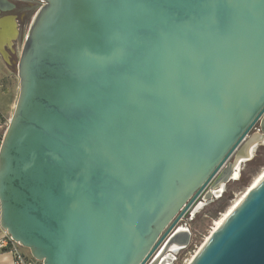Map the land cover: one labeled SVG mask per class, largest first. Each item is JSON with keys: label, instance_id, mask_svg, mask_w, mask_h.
<instances>
[{"label": "water", "instance_id": "water-1", "mask_svg": "<svg viewBox=\"0 0 264 264\" xmlns=\"http://www.w3.org/2000/svg\"><path fill=\"white\" fill-rule=\"evenodd\" d=\"M40 1L20 51L0 17V226L42 264H172L173 227L264 143V0ZM188 264H264V176Z\"/></svg>", "mask_w": 264, "mask_h": 264}, {"label": "rangeland", "instance_id": "rangeland-1", "mask_svg": "<svg viewBox=\"0 0 264 264\" xmlns=\"http://www.w3.org/2000/svg\"><path fill=\"white\" fill-rule=\"evenodd\" d=\"M25 35V34H24ZM18 43V47L20 48L23 44V39ZM17 59V55L15 57ZM9 67V66H8ZM17 77V81H19L15 65L12 64L9 67ZM258 131V125L253 128L250 134H254ZM264 171V143L259 145L256 149L254 155L242 162L240 164L239 178L231 179L227 184V191L225 192V199L223 198L220 203H223L224 206L221 207L220 203H210L205 208L200 209L196 212L195 217L190 223V228L193 231V241L194 244L187 247L185 250L181 251L178 255L174 264H188V262L192 259L195 253L198 251V248L201 247L207 237L210 236L215 221L219 220L228 210L229 208L244 195L248 189L252 186L255 179ZM196 244V245H195ZM24 253H26L27 257H33L28 248L22 247Z\"/></svg>", "mask_w": 264, "mask_h": 264}, {"label": "flooded vegetation", "instance_id": "flooded-vegetation-1", "mask_svg": "<svg viewBox=\"0 0 264 264\" xmlns=\"http://www.w3.org/2000/svg\"><path fill=\"white\" fill-rule=\"evenodd\" d=\"M11 1L15 4V7L10 11L2 12L0 14V17L3 15H8V14L16 15L17 23H18L19 36L15 41L14 47H15V49H18V43L22 37L25 25L28 24L29 21H31L34 14L38 10V8L41 6L42 2L40 0H11ZM10 53H11V59L14 60L17 53H15V52H10ZM235 160H236V157L234 155L230 161L234 163ZM236 178L237 179L239 178V174ZM229 182L230 181H228L224 186H221V185L220 186H214V184L211 183L206 188V190L196 199V201L193 203V205L189 208V211L186 212L179 221H181L182 224L186 225V224H188L189 221H191L193 219V217H195V214L197 211L205 208L208 204H210L212 202L218 203L219 201H221L226 196L225 192L227 191V184ZM190 230H191V228H190ZM192 239H193V231H192L191 241H192ZM190 244H191V242H190ZM185 249H183V250H185ZM183 250H181V251H183ZM179 253L169 252L164 256L163 261L168 262L169 259H173L172 264H174V261L176 260L177 255Z\"/></svg>", "mask_w": 264, "mask_h": 264}, {"label": "crops", "instance_id": "crops-1", "mask_svg": "<svg viewBox=\"0 0 264 264\" xmlns=\"http://www.w3.org/2000/svg\"><path fill=\"white\" fill-rule=\"evenodd\" d=\"M8 66L10 67L0 53V132L3 126L9 123L19 95V81ZM5 235L6 231L0 226V241ZM0 264H15L12 250L0 247Z\"/></svg>", "mask_w": 264, "mask_h": 264}, {"label": "built area", "instance_id": "built-area-1", "mask_svg": "<svg viewBox=\"0 0 264 264\" xmlns=\"http://www.w3.org/2000/svg\"><path fill=\"white\" fill-rule=\"evenodd\" d=\"M31 21H32V19H31ZM31 21H29L28 24L25 25L22 37L24 34L26 35V33L30 27ZM25 35H24V37H25ZM22 37H21V39H22ZM21 47L20 48L18 47L17 50L20 51ZM7 126H8V123H6L3 126V128L0 132V135L4 134ZM188 211H189V209L186 212H188ZM185 226L191 227L189 222H188V224L184 225L181 223V221H178V223L173 227V229L171 230L170 233H172L173 231H175L178 228L185 227ZM192 243L194 244L193 239H192L190 245H192ZM201 246H202V244H201ZM0 247L9 248L10 250H12V252L14 253V256H15V264H37L33 259H30L29 257H27V255L21 249L22 246L18 242L14 241L12 239V237L7 232H6L5 237L0 241Z\"/></svg>", "mask_w": 264, "mask_h": 264}, {"label": "bare ground", "instance_id": "bare-ground-1", "mask_svg": "<svg viewBox=\"0 0 264 264\" xmlns=\"http://www.w3.org/2000/svg\"><path fill=\"white\" fill-rule=\"evenodd\" d=\"M240 166V165H239ZM264 176V171L255 179L254 183H252V186L257 183L262 177ZM251 186V187H252ZM250 189V188H249ZM248 189V190H249ZM246 194V193H245ZM244 194V195H245ZM244 195L241 196L240 199H238L230 208L229 210L219 219V220H216L215 221V224H214V227H213V230L212 232L221 224V222L223 221V219L231 212V210L235 207V205L244 197ZM211 232V233H212ZM208 239V237L206 238ZM189 263V262H188Z\"/></svg>", "mask_w": 264, "mask_h": 264}, {"label": "trees", "instance_id": "trees-1", "mask_svg": "<svg viewBox=\"0 0 264 264\" xmlns=\"http://www.w3.org/2000/svg\"><path fill=\"white\" fill-rule=\"evenodd\" d=\"M225 199V198H224ZM219 203H220V201H219ZM220 205H221V207H223L224 206V204L223 203H220ZM30 259H33L37 264H42V262H40V261H37L36 259H34L33 257H29Z\"/></svg>", "mask_w": 264, "mask_h": 264}]
</instances>
